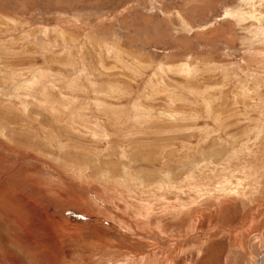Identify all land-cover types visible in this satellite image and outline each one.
Segmentation results:
<instances>
[{"label":"rangeland","instance_id":"374dc122","mask_svg":"<svg viewBox=\"0 0 264 264\" xmlns=\"http://www.w3.org/2000/svg\"><path fill=\"white\" fill-rule=\"evenodd\" d=\"M0 264H264V0H0Z\"/></svg>","mask_w":264,"mask_h":264},{"label":"bare ground","instance_id":"6f19581e","mask_svg":"<svg viewBox=\"0 0 264 264\" xmlns=\"http://www.w3.org/2000/svg\"><path fill=\"white\" fill-rule=\"evenodd\" d=\"M260 259V258H259Z\"/></svg>","mask_w":264,"mask_h":264}]
</instances>
